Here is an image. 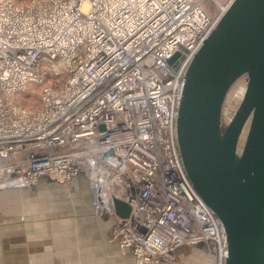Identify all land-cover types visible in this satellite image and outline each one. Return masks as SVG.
<instances>
[{
  "label": "built area",
  "instance_id": "obj_1",
  "mask_svg": "<svg viewBox=\"0 0 264 264\" xmlns=\"http://www.w3.org/2000/svg\"><path fill=\"white\" fill-rule=\"evenodd\" d=\"M208 1L0 0V185L82 171L92 187L106 169L132 204L111 235L134 264L203 242L224 264L227 232L191 185L176 126L188 64L234 0H211L217 16ZM35 84L39 103L24 106Z\"/></svg>",
  "mask_w": 264,
  "mask_h": 264
},
{
  "label": "water",
  "instance_id": "obj_2",
  "mask_svg": "<svg viewBox=\"0 0 264 264\" xmlns=\"http://www.w3.org/2000/svg\"><path fill=\"white\" fill-rule=\"evenodd\" d=\"M219 18L185 73L179 152L191 185L224 224V264H264V0H234ZM240 76L243 98L223 124ZM109 204L118 217L132 211L120 196Z\"/></svg>",
  "mask_w": 264,
  "mask_h": 264
},
{
  "label": "rangeland",
  "instance_id": "obj_3",
  "mask_svg": "<svg viewBox=\"0 0 264 264\" xmlns=\"http://www.w3.org/2000/svg\"><path fill=\"white\" fill-rule=\"evenodd\" d=\"M208 3L217 16L220 7L211 0ZM182 54L177 49L170 64H177ZM39 88L35 84L18 100L24 106H37ZM245 88L246 80L240 76L224 103L223 124L237 110ZM240 139L239 149L244 133ZM84 174L81 171L68 183L42 180L27 188L0 185V264H116L120 255L111 242L108 220L102 218L106 212L96 209L93 186ZM122 256L127 262L129 258Z\"/></svg>",
  "mask_w": 264,
  "mask_h": 264
},
{
  "label": "crops",
  "instance_id": "obj_4",
  "mask_svg": "<svg viewBox=\"0 0 264 264\" xmlns=\"http://www.w3.org/2000/svg\"><path fill=\"white\" fill-rule=\"evenodd\" d=\"M83 177H86V176H83ZM83 177H79L78 179H83ZM42 180H47V181L49 180L51 182H56L49 178L42 177V179L39 180L36 184L27 185L24 187H21V186H12V187L27 188V187H31V186H35L39 184ZM83 181L79 180V183L87 187V184L84 183ZM57 182L68 183V182H60V181H57ZM12 187L9 186V188H12ZM92 192H93V189H92ZM93 196H94V192H93ZM102 218H105L108 220L111 242L115 245L120 255V257H118L116 260V264H134L135 258H134L133 253L130 250H123L119 248L117 242L112 238L111 230L116 222V215L114 214V212L106 211L105 215L102 216ZM206 252L208 253L210 252V254L212 253L211 256L206 255L208 254ZM121 254L126 255L129 258L127 262L124 261V257ZM172 254H173L172 256H168L166 258L161 259L160 264H219V261L217 259L216 247L214 246L212 242L211 243L203 242V243H199L196 245H189V244L181 245V247L173 251Z\"/></svg>",
  "mask_w": 264,
  "mask_h": 264
},
{
  "label": "bare ground",
  "instance_id": "obj_5",
  "mask_svg": "<svg viewBox=\"0 0 264 264\" xmlns=\"http://www.w3.org/2000/svg\"><path fill=\"white\" fill-rule=\"evenodd\" d=\"M94 171H97L98 174L101 173L100 178L97 177L99 181L98 182L93 181L94 183L92 184V186H93L94 197L96 195V197L94 198V201L96 202L95 204H97L98 208L102 210L105 204L108 207H110L111 205L109 203H110V198H112L113 195V189L112 187H110L112 182L110 183L109 181L111 180H108V178L106 177L107 175L106 169L104 170L103 168L102 169L99 168ZM89 174L92 176L91 172Z\"/></svg>",
  "mask_w": 264,
  "mask_h": 264
},
{
  "label": "trees",
  "instance_id": "obj_6",
  "mask_svg": "<svg viewBox=\"0 0 264 264\" xmlns=\"http://www.w3.org/2000/svg\"><path fill=\"white\" fill-rule=\"evenodd\" d=\"M21 2V0H19ZM23 1V0H22Z\"/></svg>",
  "mask_w": 264,
  "mask_h": 264
}]
</instances>
